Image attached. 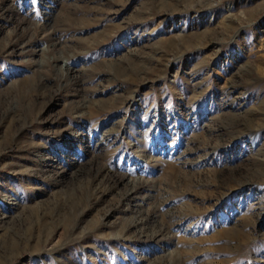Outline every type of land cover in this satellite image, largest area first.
I'll use <instances>...</instances> for the list:
<instances>
[{"label":"rangeland","instance_id":"rangeland-1","mask_svg":"<svg viewBox=\"0 0 264 264\" xmlns=\"http://www.w3.org/2000/svg\"><path fill=\"white\" fill-rule=\"evenodd\" d=\"M0 264H264V0H0Z\"/></svg>","mask_w":264,"mask_h":264},{"label":"bare ground","instance_id":"bare-ground-1","mask_svg":"<svg viewBox=\"0 0 264 264\" xmlns=\"http://www.w3.org/2000/svg\"><path fill=\"white\" fill-rule=\"evenodd\" d=\"M67 70H70V67L69 68H67ZM68 73V72H67Z\"/></svg>","mask_w":264,"mask_h":264}]
</instances>
